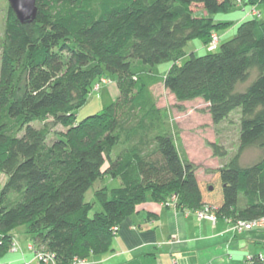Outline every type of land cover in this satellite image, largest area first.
Segmentation results:
<instances>
[{
  "label": "trees",
  "instance_id": "1",
  "mask_svg": "<svg viewBox=\"0 0 264 264\" xmlns=\"http://www.w3.org/2000/svg\"><path fill=\"white\" fill-rule=\"evenodd\" d=\"M237 5L244 16L253 9L260 14L243 18L237 34L221 41L220 31L233 22L215 15ZM261 5L264 0H37L30 23L9 5L0 56V255L15 244L19 226L55 264L110 253L125 219L150 198L167 205L176 195V207L191 212L208 206L217 222L264 217ZM213 34L219 43L209 50ZM193 39L206 52L182 60ZM111 75L117 99L77 120L88 95ZM158 84L178 101L202 98L215 123L240 110L238 151L213 170L212 182L198 176L181 150L157 104ZM53 124L67 128L49 143ZM210 145L215 155H228L223 145ZM248 147L263 155L243 165ZM106 175L121 185L96 189L102 210L91 215L86 193ZM249 264H264V257Z\"/></svg>",
  "mask_w": 264,
  "mask_h": 264
},
{
  "label": "crops",
  "instance_id": "2",
  "mask_svg": "<svg viewBox=\"0 0 264 264\" xmlns=\"http://www.w3.org/2000/svg\"><path fill=\"white\" fill-rule=\"evenodd\" d=\"M12 237L17 247L0 255V264H42L25 227L15 228ZM113 247L80 264H249L251 257L264 256V228L238 232L224 220L213 224L150 198L125 219Z\"/></svg>",
  "mask_w": 264,
  "mask_h": 264
},
{
  "label": "rangeland",
  "instance_id": "3",
  "mask_svg": "<svg viewBox=\"0 0 264 264\" xmlns=\"http://www.w3.org/2000/svg\"><path fill=\"white\" fill-rule=\"evenodd\" d=\"M9 5L10 3L8 0H0V56ZM194 8L197 11H201L200 6H194ZM259 9L263 14L261 19H264V5L259 6ZM244 14L241 6L237 5L227 13L215 15V19L217 20L233 22L229 28L220 31L221 41H226L237 34V26L243 18H253L252 15L246 14L244 16ZM186 50L188 55L182 60L187 59L192 51L197 55L206 52L200 39L190 40L186 46ZM167 66V63L161 66L163 72L166 71ZM254 76L255 74H253L247 82L241 84L239 88L244 89V87L252 81ZM111 78L112 81L110 83L102 84L99 90H94L88 95L87 102L77 110V120L83 119L90 114L100 112L117 99L119 95L117 79L114 75H111ZM153 92L156 95L158 106L167 114V119L172 126L173 132L176 134L181 150L197 167L198 176L202 180L212 182V178L215 175L213 170L228 162L238 151L241 125L240 110H234L227 119L215 123L209 112L208 104L202 98L189 101H178L163 84L156 85L153 88ZM35 124L37 126L42 125L41 122H36ZM66 128L67 126L63 124H53L48 142L51 143L55 139V133L63 132ZM144 137L146 138V136ZM138 139V137L135 138V141H138ZM210 143L223 145L228 150V155L226 157L215 155ZM119 148H117V150ZM262 155L263 151L259 147H248L242 154V163L243 165L252 164L258 161ZM2 178H4L3 175H1V179ZM120 185L121 180L111 175H106L104 178L96 180L85 196L87 201L94 203L91 215L102 210L101 204L95 197V190L103 186L112 188ZM34 252L36 253L35 250ZM50 261L51 260L48 262ZM43 263L47 262H42V264ZM151 264H155V261H152Z\"/></svg>",
  "mask_w": 264,
  "mask_h": 264
},
{
  "label": "built area",
  "instance_id": "4",
  "mask_svg": "<svg viewBox=\"0 0 264 264\" xmlns=\"http://www.w3.org/2000/svg\"><path fill=\"white\" fill-rule=\"evenodd\" d=\"M259 12L255 9H253L252 14L251 15H257L259 16ZM219 43V39L217 34H213V40L210 42V44L208 45V49L209 50H213L217 47ZM102 82H108L109 80L107 78H102L101 80ZM96 89L100 88V83H97ZM167 205L168 206H172V207H176V203H177V197L176 195H173L169 200H167ZM198 218L200 219H210L212 220L214 223L217 222L218 220V216L216 215V212L214 210H212L210 207L206 206L204 208L201 209H197L193 211ZM226 221L228 223H230L232 225V227L234 229H236L239 232H242L246 229H251L253 227H264V217L256 219V220H249V221H245V220H238L235 222H231V220L226 219ZM118 227H115V230H117ZM16 244H13V248L16 249ZM30 249L35 250V247L33 245H29ZM36 251V250H35ZM36 256L39 258V261L42 262H48L49 260H53L54 255L48 252H44L42 250H37L36 251ZM264 256H262L263 258ZM76 264L78 263H83V260H76L75 261Z\"/></svg>",
  "mask_w": 264,
  "mask_h": 264
},
{
  "label": "water",
  "instance_id": "5",
  "mask_svg": "<svg viewBox=\"0 0 264 264\" xmlns=\"http://www.w3.org/2000/svg\"><path fill=\"white\" fill-rule=\"evenodd\" d=\"M18 18L25 23L33 22L37 16V0H8Z\"/></svg>",
  "mask_w": 264,
  "mask_h": 264
}]
</instances>
